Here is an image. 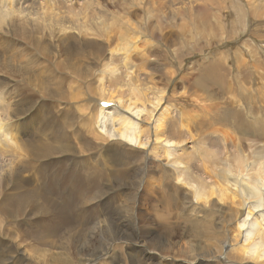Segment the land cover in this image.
<instances>
[{
  "label": "bare ground",
  "instance_id": "bare-ground-1",
  "mask_svg": "<svg viewBox=\"0 0 264 264\" xmlns=\"http://www.w3.org/2000/svg\"><path fill=\"white\" fill-rule=\"evenodd\" d=\"M82 1L83 3L75 13L72 0H47V5L40 3L39 0H0V49H8L11 40L21 36L32 43L35 42L37 48L42 49L41 40L43 38H51L55 35L67 38L71 31L77 35H84V37L99 34L105 38V41L111 40L110 35H113L112 40L115 44L111 42L112 47H109L111 49H107V62L102 64L104 69L98 73V76L96 75V86L88 88L89 92L85 93V99H87L80 107L85 115L80 123L84 134L93 135L101 142L116 141L136 150L138 158L135 162L140 164V168L136 169L134 176V192L139 188V184L145 181L148 168L153 167L155 161H165L176 182L182 185L190 196V200L184 202L185 208H190L189 210L194 212L192 215L194 218L195 216H208L215 219L216 222L213 221L212 225L218 230V232L211 230L212 233L209 235L211 241H214L218 255L212 254L214 250H210L209 244L200 252H195L189 247V249L184 248L171 255L166 252L168 246H171L169 237L162 233L155 235L154 229L148 222L142 224L140 214L136 213L131 218L128 212L117 211L118 213L115 212V216L111 218L110 228L113 241H118L119 244L124 245L125 249L131 250L127 249L126 252L129 257L128 264H243L245 260H250L254 264H264V210H261L264 208V147L258 146L257 140L252 139L245 142L242 147H231L235 149L219 153L213 145L214 142H210L211 148L205 147V139L202 137L205 128L214 131L215 125H232L230 123L233 120L236 122L233 126L242 135L253 138V123L264 122L263 118L261 119L257 114L248 116V114L238 112L235 106L228 104L225 99H216V102L222 104L218 106L210 97L209 90L214 87H219L224 93L222 89L230 74L233 76L236 74L234 87L240 93L249 92L244 83H247L249 78L254 82L259 71L257 67H260L257 64L252 65L254 58L256 61L259 60L256 50L258 48L254 45L255 48H248V53L243 47H239L240 50L215 49L214 52H211L214 47L202 49L203 45L208 46L209 44L207 43L209 41H204V37L207 38L208 34L217 37V48L235 41L234 37L238 33L235 30L228 32L227 24V17L231 16L235 10L238 11L237 8L231 7L232 0H179L176 7L173 3L175 0L157 3L144 0H123L120 3L118 0H108L112 8L122 11L129 10L130 13L141 11L150 18L153 8L158 11L164 9L161 21L152 17L151 21L145 24L144 28L149 30V35L154 38L155 45L160 47V49H149L147 52L146 49H139L136 44L138 41L146 44V39L149 37L140 29H132V26L126 24V13L122 14L125 19L124 24L133 36H126L122 33L114 41L115 34L109 31L105 22L115 19V22L120 23L121 17H113L95 0ZM251 2L253 4L249 10L253 15L252 18L262 19L264 0H251ZM185 19L186 25L191 23L192 26L189 33H185L189 34V38L184 37L182 33L178 36L181 39L184 37L187 44H191L193 40L195 43L198 42V49H173L179 37H176V33L172 30H175L177 25L179 26L177 31L179 28L181 30L185 25ZM149 20L146 18L144 21ZM186 25L185 30L187 31L189 29ZM119 26L122 28V25ZM113 30L115 31V24ZM193 35L203 38L202 46H200L201 39H194ZM254 37L259 38L257 35ZM121 42L122 45H120ZM108 43L110 45V42ZM43 50L50 52L48 49ZM207 51L212 54H207ZM154 54L156 57H152ZM22 56V52L19 51L7 55L0 51L1 181L6 190L8 189L18 197L25 194V191L21 190L25 186L18 184V178L22 176L19 167L27 164L24 163L25 160L35 162L48 158L52 153L51 143L44 140L34 141L32 139L34 136L19 142L17 140L23 120H26L27 116L29 119H36L40 116L35 102L28 97L29 95L23 96V91L35 94L41 91L43 93L46 89L42 88L43 84L36 77L35 64L29 65L31 61H23ZM116 57L120 60L118 65L125 69L124 77L121 76V69L115 64ZM245 58L249 61H245ZM160 59H163V62H160ZM246 63H251V72L246 70ZM230 64L232 70L231 67L228 68ZM260 81L261 79L255 85L260 86ZM183 84L185 87L181 88ZM242 99L250 106L264 102L257 96L255 98L242 96ZM100 103L111 104V106L100 107ZM192 110L196 113L200 110L203 115L211 113L212 115L207 119L197 118L193 123L188 124V121L194 120ZM247 119L253 121L248 122ZM34 121L29 124L27 134L34 129ZM249 124L252 125V129ZM261 129L262 125H259L254 132ZM17 130L19 133L15 132ZM194 139L202 143L203 154V164L195 165V167L189 159L182 157L177 151L187 144L186 141ZM99 146H95V149L99 150L97 149ZM100 149L103 147L101 146ZM191 173L205 176L197 175L191 178ZM95 175L97 174L91 175V179H94ZM24 182L26 185L31 183L29 180H23ZM108 184L105 185L106 193L113 188H108ZM150 185L151 181L148 178L144 187L147 188ZM29 188L32 193L44 192L41 186H29ZM120 188L130 190L129 180L118 187ZM134 192L131 193L133 197ZM230 205L236 208L227 209ZM199 207L206 210H201ZM224 208L227 211H224ZM142 218L144 219V216ZM233 222L235 226L231 231L230 225ZM201 223L202 221L197 220L193 225L194 227L203 226ZM165 228L171 227L166 224ZM229 231L232 237L228 242L225 240V234L230 233ZM201 237L208 238L207 236ZM165 240L169 243H165ZM227 244L235 249L225 254L223 248ZM102 247L104 249L97 252L99 256L96 254L97 247L89 252L95 254L92 256L97 255L105 259L109 255V246L102 245ZM90 255L88 258L85 256L86 264L92 263L93 259ZM230 259L231 262L228 261ZM12 262H15L14 259L9 260V263Z\"/></svg>",
  "mask_w": 264,
  "mask_h": 264
},
{
  "label": "rangeland",
  "instance_id": "rangeland-1",
  "mask_svg": "<svg viewBox=\"0 0 264 264\" xmlns=\"http://www.w3.org/2000/svg\"><path fill=\"white\" fill-rule=\"evenodd\" d=\"M46 1L39 0L40 3L47 5ZM118 1L122 3L123 0ZM144 1L151 3L155 1L157 3L159 1L173 2L174 0ZM95 2L105 7L107 12L113 17H121L120 23L115 22V19L105 22L109 31L115 34L114 41L122 33L126 36H133L130 35L127 31V26L124 24L125 19L122 14L126 13V24L132 26V29H140L150 38L146 39L147 45L142 41H138L137 47L146 49V52L149 49H160L159 45H155L154 38L149 35V30L144 27L145 24L151 21L152 17L161 21L164 9L158 11L153 8L150 18L148 15L142 14L141 11L130 13L129 10L122 11L112 8L108 0H95ZM178 2L179 0L173 2L175 7L178 6ZM82 3V0H72V8L75 9V13H77ZM252 4L251 0H232L231 7L237 8L238 11L235 10L231 16L227 17L228 32L235 30L238 34L235 37L233 36L235 41L233 40L229 45L217 48V37L215 38V36L210 34H208L207 38L204 37V41H209L207 42L209 43L208 46L203 45V38L199 35H193V37L194 39H201L200 46H204L202 49H212L214 47L211 52H214L213 50L215 49L227 50L229 48L231 50V48L239 49V47H243L248 53L251 47L255 48L254 46H256L258 48L256 50L259 60L256 61L254 58L252 63L253 66L256 64L260 65V67H257L259 69L258 74L255 73L257 79L253 82L249 78L247 83L243 82L249 92L240 93L234 87V76L236 74L234 76L230 74L227 76L226 85L222 89L224 93L219 87L210 89L209 93L218 106L222 104L215 100L218 98L225 99L228 104L235 106L238 112L248 114V116H256L257 114L264 121V102L251 104L250 106L248 102L242 99V96L252 98L257 96L264 101V14H262V19H253V15L249 10ZM262 10L264 11V8ZM166 12L168 11L166 10ZM146 18L150 20L145 22ZM184 23L186 25V19ZM114 24L115 31L113 30ZM119 25H122V28ZM185 25L182 26L185 32L181 31L182 29L180 30V28L178 32V25L175 30H172L176 33V37L182 33L184 37L187 36L189 38V34L185 33H189L192 26L191 23H188L186 26L189 30L186 31ZM254 34L259 36V38L255 39ZM94 35L90 34L85 36V38L84 35H77L71 31L68 35L70 38L56 35L51 38L46 37L41 40L42 49L37 48L35 42L33 44L26 40L24 36H21L13 38L8 49H0L6 55L11 52H22V60L31 61L29 65L35 64L36 77L43 84L42 88H46L43 93L41 91V93L33 94L32 92L23 91V96L29 95L28 97L35 102L40 116L36 119H29L27 116L26 120H23L20 133L18 130L15 131L21 136L17 139L18 142L34 136L32 137L34 141L44 140L51 143L52 147V153L50 152L51 154L48 158L35 162L25 160L24 163L27 164L19 167L22 171V176L18 178V184L26 188L21 189L25 191L22 197L16 196L8 189L6 190L1 181L2 167L0 166V264H64L65 262L69 264H86L85 256L88 258L91 254L90 252H92L91 250L96 247L98 248L96 249L97 254L100 249H104L103 247L101 248L102 245L109 246V255L102 259L98 257V254V256H92L95 254H91V259H93L91 264H128L129 257L126 252L127 249H130H125L122 243L119 244L118 241H113V233L110 228L111 218L118 213L117 211L128 212L131 218L136 213L142 217L144 216V219L141 217L143 225L144 222H148L152 226L151 228L154 229L155 235L162 233L170 238L171 246H168V248L165 246V248H167L166 252L171 255L184 248L189 249V247L195 252H200L208 244L210 250H214L212 254L218 255L219 253L215 250L213 244L214 241L209 238L213 229L214 232H218L212 225L213 221L216 222V220L208 216H195L194 218L192 216L194 212H191L190 208H185L186 204L184 202L190 200V196L186 189L176 182L174 175L169 171V165L165 161H155L152 165L153 167L150 166L151 168L149 167L150 169L148 168L145 173V181L141 182L139 188L134 192V176L137 172L136 169L140 168V164L135 162L138 158L136 150L116 141L101 142L93 135L84 134L80 123H82L85 115L80 110V107L87 99H85V93L89 92L88 88L96 86V75L98 76V73L104 69L102 64L107 62V49H111L109 47H112V43L115 44L112 40L113 35H110L112 41L110 39L105 41V38L99 34ZM184 37L182 39L179 37V41L175 42L173 49L199 48L198 42L195 43L193 40L191 44H187ZM108 42H110V45ZM86 44L88 45L87 47ZM148 44H151V46H148ZM211 44L212 46L210 47ZM120 45H122V42ZM43 49H48L50 52ZM211 52L207 51L206 53L212 54ZM152 57H156L155 54ZM115 59V64H120V60H117L119 58L116 57ZM245 61H249L248 58H245ZM160 62H163V59H160ZM246 65V70L251 72V63H246ZM166 66L169 67L168 65ZM118 67L121 69V76L124 77L125 69L121 65H118ZM230 67L232 70L231 64L228 65V68ZM260 79L261 85H255ZM184 87L185 84L181 85V88ZM192 113L194 120L188 121V124L193 123L197 118L207 119L212 115V113L203 115L200 110L198 113L192 110ZM33 120H35L34 129L27 134L29 124ZM247 121L251 122L253 120L247 119ZM235 123L232 120L230 123L232 125H215L216 129L214 131H209L208 128H205V133H202V137L205 139V147L211 148L212 144L210 142H214L213 145L218 152L223 153L235 149L231 147H242L245 142L252 139L257 140L258 146L264 147V122L253 123L254 129L249 124L253 131V138L242 135L233 126ZM259 125H262V129L254 132ZM186 143L181 149L177 150L178 153L182 157L189 159L194 167L195 165H202V143L196 139L186 141ZM97 145H100L97 148L100 151L95 149ZM101 146L103 149H100ZM61 149L64 151L62 150L61 152ZM105 149L109 150L108 155ZM181 163L184 164L183 162ZM93 174L97 175H95L94 179H91L90 176ZM197 175L201 174L191 173L190 177ZM75 176H77V179H75ZM201 176L204 177L205 175ZM148 178H150L151 185L145 188L144 185ZM23 180H29L31 183L26 185ZM127 180L130 182L131 189H118ZM106 184L109 185L108 188L113 187L108 193L104 191L107 189ZM29 186H41L44 192L32 193ZM132 192H134V197L131 194ZM232 207L231 205L227 206V209L236 208ZM199 208L206 210L202 207ZM261 210H264V208H261ZM224 211H227L226 208H224ZM184 212L186 213L185 215ZM197 220L202 221L201 224L203 226L194 227L193 223ZM166 224L171 228H165ZM234 226L235 223H231V231ZM231 231L225 234V240H228V242L231 240L230 237H232ZM201 236H207L208 238ZM106 241L107 243H105ZM165 243L168 244L169 242L165 240ZM231 249L234 250L235 247L231 248L227 244L223 251L226 254ZM11 258L15 262L9 263V260H12ZM231 259L228 261L231 262ZM243 264L254 263L250 260H245Z\"/></svg>",
  "mask_w": 264,
  "mask_h": 264
}]
</instances>
